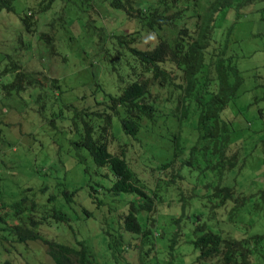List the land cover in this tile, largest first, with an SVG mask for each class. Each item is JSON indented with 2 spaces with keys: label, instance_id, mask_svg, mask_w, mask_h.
<instances>
[{
  "label": "trees",
  "instance_id": "1",
  "mask_svg": "<svg viewBox=\"0 0 264 264\" xmlns=\"http://www.w3.org/2000/svg\"><path fill=\"white\" fill-rule=\"evenodd\" d=\"M113 12L126 21L110 31L103 16L113 17ZM4 15H14L15 22L12 31L0 23V116L4 115L3 106L27 93L38 104L48 129L57 130L60 121H67L70 150L85 172L91 160L94 168L107 169L103 174L111 172L114 177L108 191L135 195L136 199L129 202L130 211L114 230L105 220L101 223L103 234L109 236L111 264L126 260L125 254L137 246L141 264L156 254L151 230L156 216L151 218L152 223L147 218L144 229L138 214L154 209L158 191L153 188L165 178H157L149 187L128 159L133 149L147 167L152 165L151 171L166 172L175 165L176 158L155 161L159 156L148 153L154 146L145 148L140 138L144 134L157 136L155 141L161 148L164 137L154 125L161 118L166 125V116L177 125L174 156L183 154L189 146L188 158L181 165L197 166L200 171L195 172V180L184 176L176 165L173 174L167 171L171 176L166 175L170 179L165 182L185 179L196 187L199 173H212L217 178L215 185L205 182L202 186L200 198L208 199L211 209L195 226L193 245L198 260L209 264H264V184L247 195L236 181L227 179L230 172L237 176L259 148L264 159V63L250 70L239 66L247 55L241 43L247 38H264V0H0V20ZM252 20L263 27L247 35V21ZM147 35L154 41L141 48ZM33 39L38 42L35 47ZM81 40L111 72L118 86L107 89L95 78V91L75 99L62 85L67 55L60 47ZM261 50L264 54V43ZM78 55L83 57L85 53L80 51ZM34 57L43 61L35 60L37 64L31 67ZM54 59L64 73L51 70ZM99 91L103 95L100 100ZM246 94V103L238 106ZM115 118L118 125H114ZM3 122L0 117V127ZM120 135L126 139L122 141ZM182 139L183 146H179ZM47 189L27 186L11 202L0 197V231H8L22 243L41 240L54 264H104L84 241L72 247L48 240L36 230L52 217L68 222L67 215L55 207L40 218L34 216L39 209L37 192ZM92 190L98 192V188ZM75 192L62 191L68 201ZM93 198L97 205L103 204ZM54 199L51 195L50 200ZM227 206L226 217L219 218L216 214ZM223 221L228 227L222 225ZM255 224L257 228L251 233ZM125 232L138 235L135 239L141 241L126 240Z\"/></svg>",
  "mask_w": 264,
  "mask_h": 264
},
{
  "label": "rangeland",
  "instance_id": "2",
  "mask_svg": "<svg viewBox=\"0 0 264 264\" xmlns=\"http://www.w3.org/2000/svg\"><path fill=\"white\" fill-rule=\"evenodd\" d=\"M21 8V4L17 5L19 11ZM113 13V17L103 16L105 25L110 31L126 21L123 19V15ZM14 22V15H4L0 20L4 29L7 26L10 31H12ZM262 27V23L258 20L247 21V35ZM0 38H2L1 33ZM152 41H154L152 36L147 35L140 43V47L145 48ZM263 43L264 38L260 37L247 38L241 43L242 51L247 54L239 63L242 70H250L263 65L264 54L261 50ZM37 44L38 42L34 40L33 47ZM85 47L86 43L83 40L73 45L65 44L60 47L61 53L67 55V61L64 62L66 74L65 79H62V85L71 90L69 95H73L75 99L83 94L90 95L95 91V78L107 89L118 86L106 66L99 61L90 48L85 49ZM80 51L85 53L83 57L78 55ZM35 60L43 61L39 57H34L30 62L31 67L37 64ZM51 70L59 74L64 73L63 68L57 65L56 59L53 60ZM82 71L85 73L79 76L77 73L80 74ZM163 92L164 90L160 92V95ZM97 98L99 100L103 98L101 91L97 92ZM246 101L247 94L242 96L238 106L243 107ZM6 105L8 107L3 106L2 109L4 115L0 116L4 121L0 127V166L7 165L0 169V174L3 177L0 180V197L11 202L20 196L27 186L48 187L45 192H37L36 202L39 203V209L33 212L34 216L40 218L46 215L45 213H51V209L55 207L67 215L68 222L56 221L52 217L39 225L36 230L48 240L72 247H77V241H84L93 248L100 262L111 264L113 260L107 246L109 236L103 234L104 227L101 223L105 220L109 229L114 230L113 227L118 226L119 219L130 211L129 202L136 199L135 195L126 193L114 195L108 191L114 177L111 172L107 176L103 174L107 169L97 170L94 168L91 160L88 164V173L84 171V165L77 163L70 150V133L66 120L58 123L57 130L48 129L47 122L42 120L37 110L38 104L27 93L14 98L10 105ZM254 110L252 109L251 112L253 113ZM166 117V125L162 118L154 125L157 130L159 129V135L164 137V140L162 139L163 146L159 148L160 143L155 141L157 136L153 138L154 135H140L141 143L145 148L148 145L154 146V149L148 150V153L159 156L157 160L154 159L155 161H172L176 158L177 164L174 162L175 165H171L166 172L151 171L149 167L152 165L147 167L137 154V150L129 151L128 160L131 166L149 187L153 186L157 178H165L160 180V183L162 181L163 183L159 184L158 188H153L154 191H158V203L155 204L154 209L151 212L143 210L138 214V220L144 229L147 227V218L149 223H152L151 218L156 216L155 224L151 229L153 239L157 244L156 254L149 255L150 260L146 264H209L207 261L198 260V250L194 248L193 240L199 217L203 220L205 214L211 209L208 199L200 198V195H203L202 186L205 185V182L215 185L217 178L212 173L205 176L199 173L198 182L194 185L196 187L192 186L193 182L190 183L185 179H177L171 184L165 182L171 176V173L166 174L167 171L173 174L176 165H178L177 168L182 169V174L187 178L191 177L196 180L195 172L200 171L197 166L181 165V161L188 158L189 146H186L187 149L183 154L178 157L174 156L176 143L173 138L177 125L173 123L174 120L171 117ZM116 124L118 125L119 121L115 118L114 125ZM253 124L256 122L253 121ZM120 139L123 141L126 138L120 135ZM183 143L182 139L179 146H183ZM262 156L263 151L259 148V152L256 151L247 159L244 168L237 176L230 172L227 179L233 183L236 181L239 190L247 195L256 192L264 184V159ZM173 167L175 168L173 169ZM92 187L98 188V192H93ZM64 188L69 191L76 190L69 201L62 193ZM51 195H55L54 200H50ZM93 197L101 199L103 204L97 205ZM227 213L228 206L221 208L216 215L224 219ZM222 225L225 228L228 227L224 221ZM256 225L250 228L251 233L255 232ZM137 236L125 232L126 240H133L138 244L141 239H135ZM138 249L139 246L136 247V250L129 249V253L125 254L126 260L116 264H141L142 259L139 258ZM0 264L54 263L47 253V246L41 240L22 243L18 242L15 236L8 231H0Z\"/></svg>",
  "mask_w": 264,
  "mask_h": 264
}]
</instances>
